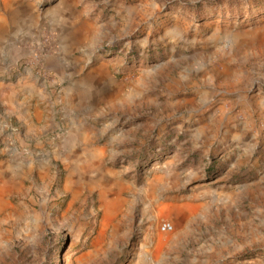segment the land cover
Instances as JSON below:
<instances>
[{
	"label": "rangeland",
	"instance_id": "374dc122",
	"mask_svg": "<svg viewBox=\"0 0 264 264\" xmlns=\"http://www.w3.org/2000/svg\"><path fill=\"white\" fill-rule=\"evenodd\" d=\"M0 186V264H264V0H0Z\"/></svg>",
	"mask_w": 264,
	"mask_h": 264
},
{
	"label": "built area",
	"instance_id": "2783aa9c",
	"mask_svg": "<svg viewBox=\"0 0 264 264\" xmlns=\"http://www.w3.org/2000/svg\"><path fill=\"white\" fill-rule=\"evenodd\" d=\"M160 230L162 233H169L173 230V226L169 221H162L160 224Z\"/></svg>",
	"mask_w": 264,
	"mask_h": 264
},
{
	"label": "bare ground",
	"instance_id": "6f19581e",
	"mask_svg": "<svg viewBox=\"0 0 264 264\" xmlns=\"http://www.w3.org/2000/svg\"><path fill=\"white\" fill-rule=\"evenodd\" d=\"M2 189H3V187L2 186H0V191H2ZM163 239V238H162ZM160 242H161V240H160Z\"/></svg>",
	"mask_w": 264,
	"mask_h": 264
}]
</instances>
